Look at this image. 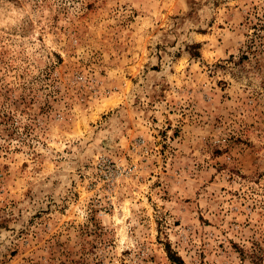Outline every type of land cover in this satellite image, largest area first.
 I'll return each instance as SVG.
<instances>
[{"label":"rangeland","instance_id":"1","mask_svg":"<svg viewBox=\"0 0 264 264\" xmlns=\"http://www.w3.org/2000/svg\"><path fill=\"white\" fill-rule=\"evenodd\" d=\"M0 264H264V0H0Z\"/></svg>","mask_w":264,"mask_h":264}]
</instances>
